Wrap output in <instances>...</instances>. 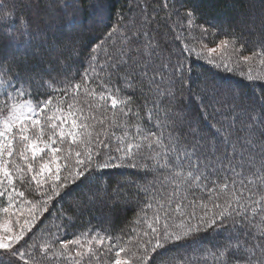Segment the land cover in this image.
<instances>
[{
    "label": "snow or ice",
    "instance_id": "6c2138e0",
    "mask_svg": "<svg viewBox=\"0 0 264 264\" xmlns=\"http://www.w3.org/2000/svg\"><path fill=\"white\" fill-rule=\"evenodd\" d=\"M246 2L225 24L200 0H136L94 35L100 0H0V264H264V91L194 81L158 38L161 20L176 41L198 32L201 51L181 54L264 81V0ZM209 108L222 118L205 123ZM117 168L136 178L109 189ZM124 187L137 227L64 238L78 215L112 220Z\"/></svg>",
    "mask_w": 264,
    "mask_h": 264
},
{
    "label": "trees",
    "instance_id": "16d2710c",
    "mask_svg": "<svg viewBox=\"0 0 264 264\" xmlns=\"http://www.w3.org/2000/svg\"><path fill=\"white\" fill-rule=\"evenodd\" d=\"M95 2V0H92ZM100 3L104 5V22L97 27V31L94 35H100L105 30V25L113 24L119 17L120 13L125 15H132L133 12L129 11V6H132L133 11H138L135 4L136 0H100ZM160 0H149V12H152L154 8L158 7ZM261 0H256L257 10ZM201 11L205 19L212 20L214 23L223 22L228 24L236 19L237 13H244L247 11L246 0H200ZM163 16V12L158 13V19ZM161 27L159 32V39L166 42L174 52V61L179 57L186 65L191 67V79L199 82L206 79L208 81H215L218 84L230 86L233 89L243 91L248 96H259L264 91V81L247 80L246 76L242 77L239 74V70L234 73H227L222 68L218 69L213 64L207 62V52L205 50L202 56H196L194 53H183L181 49L184 43H188L189 47H194L196 52L201 51V47L198 41L199 33L194 32L191 34L183 33L180 41L174 39V33L169 31L164 25V22L160 21ZM223 38V37H220ZM88 42L87 35L84 37ZM212 40V37H208L205 42ZM209 47L215 46L214 43H208ZM252 45H249L251 47ZM244 54H250L245 52ZM213 56L217 54H212ZM254 76L258 74H264V66L253 65ZM190 107L197 117H201V113L197 108L196 101L190 103ZM222 116L216 114L212 108H209L207 112L202 114V119L205 123H215L216 120H220ZM210 131V130H209ZM136 178V172L129 168H117L106 170V180L109 189L115 188L118 185H123L125 181H131ZM128 195V206L126 208L117 207L112 220L106 219L99 211L93 213H85L78 215L73 226L70 227L68 233L64 236L65 239L72 238L74 234H78L86 229H106L108 232L114 235H120L121 229L125 233L129 232V229L137 227L136 220L140 218L139 210L137 207L138 198L135 196V189L124 187L121 189ZM69 196H65L63 200L57 201L55 205L50 209L52 216H55L60 211L61 205L67 208L69 205ZM108 209L105 208V212ZM46 224L51 226V217L45 220ZM54 230V229H53ZM139 230V229H138ZM127 239V237H125ZM184 245L182 242H176L175 244H169L167 249L161 250V255L167 256L169 253L172 255L178 254ZM157 264H159V257H157Z\"/></svg>",
    "mask_w": 264,
    "mask_h": 264
},
{
    "label": "rangeland",
    "instance_id": "374dc122",
    "mask_svg": "<svg viewBox=\"0 0 264 264\" xmlns=\"http://www.w3.org/2000/svg\"><path fill=\"white\" fill-rule=\"evenodd\" d=\"M213 47H215V46H213ZM215 54V53H214Z\"/></svg>",
    "mask_w": 264,
    "mask_h": 264
}]
</instances>
